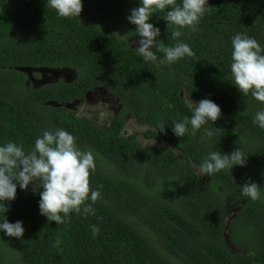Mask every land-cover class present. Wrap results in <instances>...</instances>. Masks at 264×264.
Here are the masks:
<instances>
[{
    "label": "trees",
    "instance_id": "1",
    "mask_svg": "<svg viewBox=\"0 0 264 264\" xmlns=\"http://www.w3.org/2000/svg\"><path fill=\"white\" fill-rule=\"evenodd\" d=\"M82 3L80 17L68 19L46 0H0V146L14 142L27 153L44 130L64 129L92 151L90 186H102L94 214L73 212L60 225L40 214L39 191L17 186L4 215L25 232H0V264H264V129L253 123L264 104L243 96L230 72L235 35L254 38L264 54V0H208L197 30L178 38L194 55L170 65L159 63L163 53L144 62L134 49L139 37L126 17L140 0ZM162 15L149 23L173 46ZM26 69L76 76L36 86ZM96 89L118 102L106 126L66 107ZM184 94L197 104L212 100L221 118L175 136L173 123L192 116ZM128 119L143 131L129 134ZM236 149L245 167L198 173L209 152ZM249 178L261 186L256 201L241 195Z\"/></svg>",
    "mask_w": 264,
    "mask_h": 264
},
{
    "label": "clouds",
    "instance_id": "2",
    "mask_svg": "<svg viewBox=\"0 0 264 264\" xmlns=\"http://www.w3.org/2000/svg\"><path fill=\"white\" fill-rule=\"evenodd\" d=\"M46 7L54 9L61 18L80 17L82 0H46ZM210 6L208 0H140L138 7L130 10L126 17L135 26L139 37L135 51L144 62L155 63L156 53H163L160 64H173L185 56L194 55L190 46L182 41V29L197 30L201 18ZM164 13L162 18L167 23V33L173 46H166L159 39L161 31L149 23L153 14ZM230 72L233 85L242 93L264 104V54L259 43L248 36L237 34L232 39ZM155 50V51H154ZM192 116L174 122L173 134L184 137L191 126L192 135L208 122H216L221 118V108L210 99H202L197 103L190 100ZM253 123L264 129V110L257 111ZM161 127L160 131H164ZM205 136H213L211 130H205ZM247 156L240 149L231 154L211 151L198 166L201 176L219 173L234 166L245 167ZM95 159L92 151L82 150L76 138L64 129L44 130L35 139L34 147L25 152L22 145L8 142L0 146V232L8 237L21 239L25 229L21 221L11 223L4 215L9 211L7 202L16 199L17 186L25 192L32 186L33 192L39 191V211L49 222L57 225L66 222L73 212L94 214L93 204L102 199L100 187L93 190L90 186L91 174L95 171ZM260 188L251 178L242 185L241 195L252 201L260 198ZM42 189V191H40ZM91 201V203H89ZM93 235L99 233L95 225L91 227ZM61 243L59 237L55 245Z\"/></svg>",
    "mask_w": 264,
    "mask_h": 264
},
{
    "label": "rangeland",
    "instance_id": "3",
    "mask_svg": "<svg viewBox=\"0 0 264 264\" xmlns=\"http://www.w3.org/2000/svg\"><path fill=\"white\" fill-rule=\"evenodd\" d=\"M28 74L30 82L36 86H40L45 83H50L58 79H63L67 82L72 81L75 78V73L67 69H44V70H25ZM33 72L39 73L40 77L34 79L31 75ZM185 100H187L190 106V100L186 94L183 95ZM66 107L79 115L80 117H85L89 119H96L98 125L106 126L112 115L117 111L118 102L117 100L108 92L103 89H96L87 94L85 99L77 101L66 105ZM126 131L129 134L133 132H142L143 129L139 128L130 119L126 121ZM138 141L143 146L156 145L155 141H149L143 139L141 136L138 137ZM228 248L230 246L228 245Z\"/></svg>",
    "mask_w": 264,
    "mask_h": 264
}]
</instances>
